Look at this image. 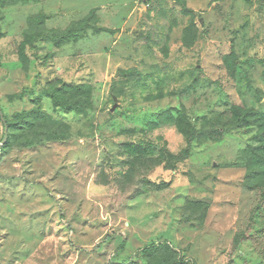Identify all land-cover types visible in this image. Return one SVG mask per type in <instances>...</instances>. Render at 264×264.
Masks as SVG:
<instances>
[{"label":"rangeland","instance_id":"374dc122","mask_svg":"<svg viewBox=\"0 0 264 264\" xmlns=\"http://www.w3.org/2000/svg\"><path fill=\"white\" fill-rule=\"evenodd\" d=\"M0 108V264H264V0L0 5Z\"/></svg>","mask_w":264,"mask_h":264},{"label":"trees","instance_id":"16d2710c","mask_svg":"<svg viewBox=\"0 0 264 264\" xmlns=\"http://www.w3.org/2000/svg\"><path fill=\"white\" fill-rule=\"evenodd\" d=\"M12 1L13 0H0V5L5 6L7 4H10ZM67 88H68L67 86L62 85L60 87H57L49 91V96L53 99L55 106L64 110L73 109V105L71 103V97H70L71 95L67 94L69 92L67 91ZM78 89H80V87H76V91ZM30 112L31 111H24L19 113L18 116H20L21 118H31V115L29 114ZM4 119L5 120H3L0 115V120L3 121L5 127H8L9 123L5 117V114H4ZM191 140L192 138H188V146L185 148V151H187L190 148ZM263 164H264V160H263ZM170 250H171V246L169 245L168 242H160V243H151L145 246L141 250V253L145 256H153L161 251H170Z\"/></svg>","mask_w":264,"mask_h":264},{"label":"water","instance_id":"95a60500","mask_svg":"<svg viewBox=\"0 0 264 264\" xmlns=\"http://www.w3.org/2000/svg\"><path fill=\"white\" fill-rule=\"evenodd\" d=\"M0 115H1L2 119L5 120V119H4V113H3V111L1 110V108H0ZM6 135H7V127H6Z\"/></svg>","mask_w":264,"mask_h":264},{"label":"built area","instance_id":"2783aa9c","mask_svg":"<svg viewBox=\"0 0 264 264\" xmlns=\"http://www.w3.org/2000/svg\"><path fill=\"white\" fill-rule=\"evenodd\" d=\"M147 5H149V3H147Z\"/></svg>","mask_w":264,"mask_h":264}]
</instances>
